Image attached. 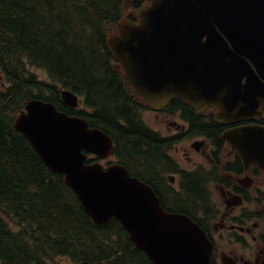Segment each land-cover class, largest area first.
<instances>
[{"label": "water", "instance_id": "water-1", "mask_svg": "<svg viewBox=\"0 0 264 264\" xmlns=\"http://www.w3.org/2000/svg\"><path fill=\"white\" fill-rule=\"evenodd\" d=\"M135 2L124 0V12ZM147 3L134 10L137 21L121 19L108 36L135 97L154 109L176 98L200 113L214 107L224 124L264 116V0ZM61 96L71 109L79 107L74 92ZM14 128L63 177L96 225L117 220L153 264H210L212 245L197 223L167 212L154 189L124 165L104 167L101 161L116 152L108 133L41 99L27 102ZM224 138L247 163L264 169V127L231 129Z\"/></svg>", "mask_w": 264, "mask_h": 264}, {"label": "trees", "instance_id": "trees-1", "mask_svg": "<svg viewBox=\"0 0 264 264\" xmlns=\"http://www.w3.org/2000/svg\"><path fill=\"white\" fill-rule=\"evenodd\" d=\"M145 2L137 0L134 8ZM123 5L124 0H0V264H53L60 258L153 264L117 220L96 225L63 177L14 128L29 100L52 102L108 133L118 161L154 188L170 162L168 141L144 124L147 106L122 81V67L108 47L110 30L127 16ZM129 18L135 21L133 14ZM33 69L45 71L47 81ZM62 90L77 94L80 108L65 105ZM170 105L174 112L183 110L193 135L218 138L222 126L203 124L178 99ZM201 180L185 175L187 198L175 196L170 206L187 213L189 201L205 198Z\"/></svg>", "mask_w": 264, "mask_h": 264}, {"label": "flooded vegetation", "instance_id": "flooded-vegetation-1", "mask_svg": "<svg viewBox=\"0 0 264 264\" xmlns=\"http://www.w3.org/2000/svg\"><path fill=\"white\" fill-rule=\"evenodd\" d=\"M171 102L161 109L146 107L145 110L159 118L180 115L184 121L176 124V134L164 135L143 120L148 129L168 141L165 154L170 162L157 175L154 188L151 187L167 212L190 217L206 233L212 245L210 264H264V169L247 163L224 138L231 129L252 124L264 127V116L254 121L224 124L217 120V110L209 108L200 113L192 106L204 118L203 124L222 126L217 139L196 136L190 131L191 123L182 118L183 110L174 112ZM187 140L193 141L191 148L195 153H206L202 160L194 161L191 169L183 168L171 153L178 143ZM114 162H119L116 156L107 160V165ZM187 174L201 177L206 197L189 201L187 213L178 212L170 205L175 196L186 200L184 177Z\"/></svg>", "mask_w": 264, "mask_h": 264}, {"label": "rangeland", "instance_id": "rangeland-1", "mask_svg": "<svg viewBox=\"0 0 264 264\" xmlns=\"http://www.w3.org/2000/svg\"><path fill=\"white\" fill-rule=\"evenodd\" d=\"M34 73L38 75L42 80L47 81V74L45 71L40 69H33ZM0 87L2 85V77H0ZM142 119L146 124L152 128L162 132L164 135L170 133L176 134L177 130L175 129L176 124H182L184 121L181 119L180 115H171L170 117H157L152 111H144L142 113ZM183 121V122H182ZM193 144L192 140L183 141L177 144V146L171 152L174 158H176L183 168L191 169L193 167L194 161L202 160V157H206V153H195L191 148ZM103 165H107V161L101 162ZM53 264H76L69 258H60L57 259Z\"/></svg>", "mask_w": 264, "mask_h": 264}]
</instances>
